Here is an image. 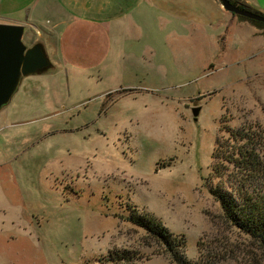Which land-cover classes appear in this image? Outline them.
Segmentation results:
<instances>
[{"label":"rangeland","instance_id":"1","mask_svg":"<svg viewBox=\"0 0 264 264\" xmlns=\"http://www.w3.org/2000/svg\"><path fill=\"white\" fill-rule=\"evenodd\" d=\"M34 1L0 0V21L43 33L54 68L23 77L0 109V264H173L128 221L133 211L183 239L187 261L264 264L223 221L208 179L226 127H264V30L219 0H139L99 35L96 58L92 40L52 39L69 9ZM83 15L71 25L108 19Z\"/></svg>","mask_w":264,"mask_h":264},{"label":"trees","instance_id":"2","mask_svg":"<svg viewBox=\"0 0 264 264\" xmlns=\"http://www.w3.org/2000/svg\"><path fill=\"white\" fill-rule=\"evenodd\" d=\"M228 1L245 9L234 0ZM237 17L264 30L262 23ZM224 131L227 137L222 142L216 140L211 155L208 179L215 184L210 187V194L219 204L226 225L264 250V127L245 124L235 129L226 127ZM128 221L153 239L171 263L199 264L185 259L184 240L169 233L153 216L137 215L133 211ZM110 259L132 261L130 256L122 254Z\"/></svg>","mask_w":264,"mask_h":264},{"label":"water","instance_id":"3","mask_svg":"<svg viewBox=\"0 0 264 264\" xmlns=\"http://www.w3.org/2000/svg\"><path fill=\"white\" fill-rule=\"evenodd\" d=\"M219 1L226 12L264 24V16L241 9L228 0ZM24 30L21 24H0V109L8 104L23 77L54 71L42 41L28 47L23 43ZM198 110L192 109L193 117Z\"/></svg>","mask_w":264,"mask_h":264},{"label":"crops","instance_id":"4","mask_svg":"<svg viewBox=\"0 0 264 264\" xmlns=\"http://www.w3.org/2000/svg\"><path fill=\"white\" fill-rule=\"evenodd\" d=\"M40 1H41V4L39 5L40 10L41 11L45 10L46 4L50 0H35L30 5V9L32 10L36 9ZM58 1L63 5V7L71 11L70 12L71 20L69 23H67L64 26V28L60 30L59 34L61 35L59 37L57 36V34H55V36H51V31L44 32V34L51 36L54 42H57L60 46H62L63 44L69 45L73 41H77L79 39L87 40V41L92 40L93 47H96L99 49V52L96 58H104L106 56L105 53H103L102 51V48L104 47L100 44L99 35L102 36L105 40H108L110 34L115 32L116 30L115 25L118 22V20H120V18L123 17V14L137 7L138 5L137 3L139 2V0H135L136 1L135 3L130 2V1L128 2L127 0H58ZM114 1H118L119 4L118 5L110 4ZM214 1H216V3L219 4L217 0H214ZM234 1L238 3L237 5L243 6L245 10H248L254 13H259L260 15L264 16V11L255 2L256 0H234ZM12 8L16 9L13 6ZM75 10L77 12H75ZM106 10H108L107 14L102 13V11H106ZM84 13L87 15L96 16V17L103 15V16L108 17V19H101L100 21H98V22H101V25H99L96 29H93L92 31L86 30L85 28L82 29L77 26L71 25L73 22L80 21L83 18L82 16H84L83 15ZM236 21L238 20L236 19ZM0 23L21 24L24 26L25 30L28 26L33 27L32 24L27 23L25 20L23 21H0ZM112 23H114V28H111ZM33 29L36 35L33 37L32 36L30 37L31 39H35L32 42V44L36 42L37 40H40L42 41L44 45V41L42 38L43 33H41L37 27H33ZM252 31L255 33H258V30L256 28L254 29V27ZM73 48L75 49L76 46ZM44 49H45V46H44ZM45 53H46V49H45ZM92 58H95V57L92 56L91 59ZM3 228H4V222H3L2 216L0 215V232L3 231Z\"/></svg>","mask_w":264,"mask_h":264}]
</instances>
